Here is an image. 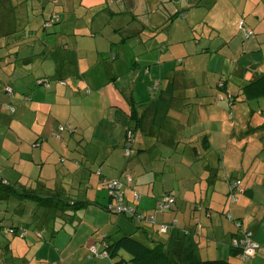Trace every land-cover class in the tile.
<instances>
[{"label":"crops","instance_id":"1","mask_svg":"<svg viewBox=\"0 0 264 264\" xmlns=\"http://www.w3.org/2000/svg\"><path fill=\"white\" fill-rule=\"evenodd\" d=\"M217 2L0 0V132L3 137L0 145L4 144L7 137H12L17 141L15 150L19 152L17 162L3 160V165L8 168V176L3 178L18 187L21 184L31 187L40 183L41 189H58L65 196L87 202V206L75 212L45 221L48 218L42 220L36 214L33 215L34 203L27 198L3 201L0 215L8 219L6 224L27 229L24 238L6 236L3 240L5 250L11 249L12 245L16 246L10 253V257L18 260L13 264H75L79 259H86L75 257L65 249L73 243L72 237L81 224H84L81 238H84L86 232L87 239H95L97 249L101 247L97 243L103 235L117 238L131 234L148 247L158 243L170 253L173 262L194 264L198 260L225 259L230 264H264L262 221L252 228V239L258 242L259 247L245 260L241 259L240 250L230 246L235 236L234 229L227 230L228 226H225L222 217L220 224L215 225L221 226V233L215 232V226L212 225L214 212L222 213L226 210L227 214L231 208L230 214L241 221L248 215L245 204L232 208L227 204V197L225 202H219L220 195L226 191V187L221 186L225 178L227 186L235 178L239 179L240 190L236 192L249 197L254 203H249V206H255L260 220L264 217V198L259 200L254 196L259 176H264V83H252L264 74V0H223L224 9L220 12L217 11ZM161 5H165V8H160ZM148 6L149 11L146 10ZM55 12L59 21L45 30L44 20ZM113 17L117 27L111 23ZM154 18L161 19L156 24L159 28L154 24H149V27L158 30L166 23L175 22V18L186 20L187 24L182 30L187 37L182 34L183 39L177 41L184 50L192 48L195 52L212 54L221 52V48L225 47L226 53H230L229 61L223 62L225 69L221 72V78L216 79L219 80L218 84L224 83L227 97L229 100L231 97L233 105L239 101L247 108L250 107V117L245 121L247 131L260 129L255 135L258 141L251 148V155L246 154L250 138H238L239 143H242L243 159L240 158L234 167H225V153L233 141L232 135L245 133L240 132L237 122L229 124L227 119L230 118L225 112L218 119L215 116L212 120L211 107L207 106L206 118L211 125H202L198 120L193 124L189 121L190 115L185 107L183 110L180 104H172L182 100L197 101L193 94H176L174 88L179 86L176 84L179 74L172 72L175 71L173 67L164 69L166 61L170 60L162 58L163 52H170L169 31L162 41L150 42L142 58L131 48L128 55H119L121 36L117 28L123 27L125 31L127 24L129 26L136 20L150 23ZM201 20L206 29L203 38L204 31H195ZM218 31L221 34L215 39ZM136 32H139L137 26L130 27L128 36L132 37ZM85 38L93 40L86 45L82 41ZM203 39H208L206 44H203ZM77 40H81V43ZM103 42L107 43L106 46L101 45ZM241 57L245 58L246 63L240 62ZM99 63L103 64L100 67L108 68L106 72L108 76L112 75L113 84L116 85L114 80L122 73L115 70L120 63L125 64L126 71H133V80L138 83L131 88L133 82L130 81L128 89H124L125 100L130 102L128 107L114 103L113 106H117L115 110L97 113L93 117L83 112V107L84 102L88 106L98 102L91 103L86 93L102 86L99 79L93 81L89 75V70H99ZM152 65L157 66L158 75L153 81L155 88H158L155 97L171 100L166 110L142 105L153 98L152 89L155 88L150 87L152 79L140 78L138 72L144 70L148 74ZM56 80H63L66 84L60 85ZM48 83L50 86H47ZM89 86L92 90L87 89ZM7 87H12V91L7 93ZM128 90L130 96H126ZM134 91L137 92L138 100L133 96ZM260 101H263V107L258 111L259 119L254 122L255 108ZM208 104L210 106L212 101ZM94 105L91 107L95 108ZM11 107L13 111H10ZM141 115L146 116V126L139 125V130H136V156L128 157V161L117 169L116 163L109 160L111 150L107 146L112 144L110 139L116 137V130L120 126L122 139L125 128L135 124V119ZM106 121L109 126L105 124ZM60 124H66L68 128L58 130ZM243 124L241 120L240 125ZM223 129L230 130L228 138L222 140L224 144H217V134L225 135ZM201 130L203 136L200 139L197 132ZM95 141L101 144L100 148H96ZM214 146H217L220 154L216 164L210 160L211 155L205 159ZM90 147L96 149L93 157L89 152ZM99 149L104 150L102 155ZM244 155L248 157L246 160ZM63 156L67 157L65 159L68 163L59 164L58 160L61 157L63 161ZM17 164L22 168H17ZM95 167V172H92L91 169ZM127 175L132 178L130 183L125 182ZM115 178L123 179L122 188L129 195L126 202L135 206L142 216L153 219L152 222L142 219V222L153 227L151 234L144 232V229L126 232L123 219H118V225L117 218L113 222L112 214L107 212L110 211L107 208L109 199L104 200L99 195L100 189L97 186L98 183L103 186L107 179ZM261 186L264 189V181ZM77 191H85V196L76 194ZM135 192L140 196L137 201H133ZM166 193H172L174 202L169 209L161 211L157 206ZM90 207L96 208V214L104 217L88 215L90 220L87 221L85 214ZM208 218L211 219V225L207 224ZM37 225L42 230L41 237L37 236ZM164 225L165 231L161 229ZM154 228L163 234L158 240L152 237ZM36 244L44 248L38 255L29 250ZM94 262L97 263V260Z\"/></svg>","mask_w":264,"mask_h":264},{"label":"rangeland","instance_id":"2","mask_svg":"<svg viewBox=\"0 0 264 264\" xmlns=\"http://www.w3.org/2000/svg\"><path fill=\"white\" fill-rule=\"evenodd\" d=\"M216 6L218 8V10H217L218 12L223 10L224 9L223 0H218ZM149 7L150 6H148L146 8L147 11H149ZM160 8H165V5H161ZM146 17L147 16L145 15V18ZM175 19H176L175 22L172 21L171 23H166L167 25L164 24L163 25L164 28L161 27L159 30H158L159 27L156 24H159V22H161V19H156V18L151 20L150 23H146V22L136 20L135 23H132L129 26L127 24L125 26V31H124L123 27L117 28V32L121 36V39H120L121 45H120V49H119V50H121V52L119 53V55L123 56V57L128 55V50L131 48L138 54V56H140V58H142V56L146 52V46L150 42H156L157 40H158V42L162 41L165 38L164 37L165 33H168V31H169L170 37H168V38H169V43H170L169 44V51L170 52L168 54H165L166 51L163 52L164 55L162 56V58H166V59H168V60L170 59V60L166 61V63L164 64V69L173 67V68H175V71H172V72L179 74L178 78L176 79V84L179 86L174 88V91L176 92V94H182V95L193 94L195 100L197 101V102H193V101L182 100L180 103L178 101H175L172 104H174L175 106L180 104V108H182L183 110H185L184 109V107H185L187 114L190 115L189 121L193 124L195 123L196 120H198L199 122H201L202 125H205V126L211 125L209 119L206 118L207 117V114H206L207 113V106L211 107L210 117L212 118V120L214 119L215 116H217V119H218L221 116V114H224V112H225V115H227V113H228V118H230V120L227 119L229 124H235V122H237L236 126L240 127V132L245 131V133L241 134V133L237 132V134H233L232 135L233 141L231 142L229 147L226 149V153H225V157H226L225 158V160H226L225 167L226 168H229L230 166L234 167L235 164H237L239 162L240 158L243 159L242 143H239L238 138H245V139L250 138V144L248 145L246 154L251 155V153H252L251 148L258 141L257 136H255V135L257 134V132L260 129L259 128L254 129L252 132L247 131L248 127H247V124L245 121L248 120L250 117V113L248 112V110H249L248 108H250V107L248 106V108H247L243 103H241L239 101H237L235 103V105H233L231 103V101H229L226 92H224V90H222V88L219 87V84H218L219 80L216 78H219V79L221 78L220 77L221 72H224V69H225L223 67V62L229 61L230 53H226L225 47L221 48V52H214L212 54L204 53V52H202V53L195 52L192 50V48H190L188 50H184L183 46L178 44L177 41H180V39H183L182 34L185 35V33H183L182 29L187 23H186V20H184V19H178V18H175ZM110 20H111V23L115 27H117L115 25V22H114L115 17L111 18ZM149 24L150 25L154 24L158 28H150ZM144 25H146L147 27L144 28ZM133 26H137L139 28V32H136V33H134L136 35L129 37L128 35L130 33V27H133ZM197 26H198V28L195 29V31L196 32L204 31L205 33L202 35V38L205 37L206 36V29L202 23V20L197 23ZM222 26L224 27V23L222 24ZM220 32L221 31H218L216 33L215 39L219 38L218 35ZM92 40H93V38H85L82 41H84L83 44L88 45L87 43H91ZM207 41H208V39L202 40L203 44H206ZM77 42L80 44L81 40H77ZM106 44H107L106 42H103L101 45L106 46ZM159 45H161V43H159ZM186 54H188V55H186ZM172 57H174L175 59H171ZM181 57H182V61H183L182 63H180ZM225 57H226V59H225ZM239 60L241 63L242 62L246 63L244 57H241V59H239ZM101 65H103V64L99 63V65H97V68L99 69L97 71L96 70L94 71L92 69L89 70V75L93 81H97L99 79L101 81L102 86L100 88L94 89V91H91L90 93H86V96H87V98H89L88 100L91 103H93L95 101H98V102L94 103V104H96V106L94 104H92L95 106V108H92L91 107L92 105L88 106L86 104V102H84L85 107H83V112L88 113V115H91L93 117L97 113H99V114L108 113L110 110H115L117 108V106L114 107L113 106L114 103H117V104L121 103V104H124V106L128 107L130 102L125 100L124 89L125 90L128 89V84H130V81L133 82L132 83L133 86L131 88H134V86L137 85V83H138V82H135V80H133V75H134L133 71H131V72L126 71L125 70V64L121 65V63H120V64H118V67H117L118 69H115V70L116 71L119 70L122 73L119 76V78L114 80L116 82V85H115L111 81L112 75L108 76V73L106 72L108 70V68H102V67H100ZM156 67H157L156 65H152L151 66L152 70L148 74H147V71H144V70H141L138 72V76L140 78L152 79V80H150L151 81L150 87H154V88H155V86H154L155 84L153 81L155 80V77L158 76L156 74ZM206 68H208V71L205 72ZM159 71L160 70L158 69V72ZM62 81L58 80L57 83L58 84L60 83V85H63ZM48 85H49V83H48ZM87 89L92 90V87L89 86V87H87ZM157 89H158L157 87L155 89H152L153 90L152 91V97L155 96ZM129 92L130 91L128 90L126 93V96H130ZM133 94H134L133 96L135 97V100H138L137 99V97H138L137 92L134 91ZM196 94H199L202 97L200 98V96H196ZM233 99L235 100V98H233ZM209 101H212V104H210V106L208 104ZM262 107H263V101H260L255 108L256 109V113H255L256 117H254V119H253L254 122H257V120L259 119L260 112H258V111ZM205 111H206V113H205ZM118 112L120 113V110ZM241 120L244 121L243 125H240ZM105 124L107 126L110 125L108 123V121H106ZM84 126L86 128V125H84ZM217 127H218V125H217ZM195 128H197V126H195ZM125 131H126V128H125ZM223 131L225 132V135L219 136V133L218 134L216 133L217 137H216L215 143L220 144L222 142V140L223 141H225L224 139L227 140V138H228L227 135L229 134L230 130L226 131V129H223ZM1 134L2 133L0 132V144L2 143V138H3ZM197 134L201 139V137L203 136V130L198 131ZM121 136H122V126H120L119 129L116 130V137L110 139L112 144L110 146H107L111 150V155L109 156V160L114 162L113 164L116 163L115 165H117V169H118L119 165H121V164L123 165L129 159L124 154L125 153L124 145L126 144L125 134L123 133L122 139H121ZM195 136H197V135H195ZM3 143H4L3 145H0V170L3 171V174L1 171H0V174L3 177H6V176H8V174H7L8 168L3 165V160H6L9 163L17 162L19 152L17 149L15 150V146H17V141L15 139L13 140L12 137H7ZM133 143L134 142H131V146L133 145ZM187 143L189 145L188 140H187ZM222 143L224 144V142H222ZM95 144H97L96 148L101 147V144L98 141L97 142L95 141ZM216 147L217 146H214V148L207 154V156H205V159H209L208 156L211 155L210 160L214 164L217 163V156H220V154H218V149ZM94 148L95 147H90V149H89L91 157H93V154L96 153V149L94 150ZM99 150H100V155H102L104 153V150L103 149H99ZM131 155L136 156V152L132 151ZM5 157H8V159H6ZM62 158H63V161L61 160V157L59 158V160H58L59 164L68 163V160L65 159L67 157L63 156ZM246 158H248L247 155H244V160H246ZM16 166H17V168H22L18 164ZM240 166H241V163H240ZM91 170H92V172H95L96 167H95V169H91ZM220 176L221 177L223 176L222 171L220 173ZM67 177L69 178V174L67 175ZM10 179L12 180V177H10ZM135 179H136V175H135ZM121 180H123V179H121ZM235 180H237V179L235 178ZM263 181H264V176H259V179L257 181L259 183V185H256L255 190H254V196L257 197V199H259V200H263V198H264V189L261 186V183H263ZM221 186H225L226 191L223 194L220 193L221 195H220L219 202H221V203H222V201L225 202L226 197H227V204L232 206V208H239V206H242L243 204H245L247 206L248 215H246V217L241 221L239 218H236L235 216L233 217L230 214L231 208L227 210V214L225 212L226 210L223 211L222 213L221 212H214L212 214V225L215 226L217 224H220V218L222 217L224 219L225 226H228L227 230H230L233 228L234 229L233 232H235L234 235L239 239L245 238V236L247 234V229L252 231V234H250V237L254 236V232H253L252 228L259 221H262V227L264 228V217L260 220L259 215L256 213V210L254 209L255 206H253L252 208L249 206V203L254 204L251 202L249 197L242 196V195H244L243 193L236 192V193H234V195H233L234 199L232 200V198L230 197L231 193H227L229 190V187L227 186V178H225V180L222 181ZM97 187H98V189H100L99 195H101L104 198V200L108 201L109 192H108V188L106 186V183L104 182L103 186L100 183H98ZM1 188H2V186L0 185V192H1ZM238 189L240 190V188H238ZM90 191L91 190H89V192ZM76 194H80V196L84 197L85 191L84 192L77 191ZM127 197H129V195L126 193L125 198L127 199ZM2 200L3 199H1V195H0V213L2 212V209H3V205H2L3 201ZM96 211H97L96 208L90 207L85 214L86 220L87 221L90 220L88 215L91 217H96V218L97 217L98 218L104 217V216L97 215ZM104 212H105V210H104ZM107 212L112 214L111 218H112L113 222H115V220L117 218L116 225H118L117 224L118 219H123L125 221L123 223H124L125 228L127 229L126 232H134V231H138V230H142V229H144V232H147L148 234H151L150 232H152L153 227L150 224H145L144 222H142V220H136L135 221L125 213H119L118 214V213L112 212V211H107ZM79 214L82 215V212H80ZM229 214H230V216H229ZM0 222L5 224L6 222H8V219H6L0 215ZM207 224L211 225V219L208 218ZM105 225H106V223H105ZM137 226L141 227V229L138 228ZM145 226H148V227H145ZM159 227H160V225H159ZM83 229H84V224H81L77 228L76 234L72 237L73 243L71 245H68L65 247V249H68L69 252H72L75 255V257H81L82 256V257L86 258L83 260L79 259V262H76L75 264H112L114 260L119 258L118 256H116L115 258H111L109 255H96L90 259H87V258H89L88 257V252H89L88 247L92 246L96 241L93 238L87 239L86 238V232H85L84 238H81V231ZM130 230H132V231H130ZM60 231H62V230H60ZM154 231H155V233H153V236H152L154 239H157L160 237V235H163V234H159L157 232V229H155V228H154ZM215 232L221 233L222 232L221 226H215ZM33 233L35 234V232H33ZM34 236L36 238H38L36 235H34ZM3 240H5V236L1 235L0 236V264H11V263L13 264L14 262H18L16 257H10L11 251L13 249H15L16 246L12 245L11 249L5 250ZM65 240H67V238ZM60 244H63V243H60ZM151 244H152V242H151ZM97 246L100 247L101 243L98 242ZM29 250H30V253H36L38 255V254L43 252L44 248H42V246L39 247V244H36L33 247H31ZM120 254L126 258H129V255L126 253H123V251H121ZM23 255L26 256V254H23ZM96 260H97V263L94 262ZM127 264H132V262H127Z\"/></svg>","mask_w":264,"mask_h":264},{"label":"trees","instance_id":"3","mask_svg":"<svg viewBox=\"0 0 264 264\" xmlns=\"http://www.w3.org/2000/svg\"><path fill=\"white\" fill-rule=\"evenodd\" d=\"M59 21V16L57 12L51 14L48 18H46L43 22V27L45 30L48 27H51L55 25ZM257 84H262L264 83V74L260 75L257 77V79L252 82ZM64 84H66L65 81ZM63 84V85H64ZM222 84V85H221ZM224 83H219V87L226 91L225 88L223 87ZM48 85V84H47ZM9 89V91H7ZM6 91L7 93L12 91V87H7ZM263 91H264V86H263ZM168 101V102H166ZM231 101V97L230 100ZM171 100H165L164 98L160 97H153L151 100L142 103V105L150 108H154L155 106L157 107H162L164 110H166L170 106ZM10 111H13V108L11 107ZM145 122H146V116H139L135 119V124L133 125H128L126 127L125 131V140L127 141V133L130 132V140L135 143V137H136V130H139V125L140 127H145ZM62 127V128H60ZM58 130H63L65 128H68V125L66 124H60L58 125ZM134 143L131 146V151H135L134 149ZM127 144L124 145V149L126 147H129ZM125 154V153H124ZM130 156V155H129ZM126 156V157H129ZM2 177V178H1ZM3 179V180H2ZM108 181V179L105 181V183ZM5 182V183H4ZM123 182V181H122ZM126 182V181H125ZM127 183V182H126ZM130 183V182H129ZM27 185V183H25ZM239 184L233 185V182L229 183V190L227 193H231L230 197L232 200L234 199V193L236 190H239ZM0 185L2 186L1 188V199L2 201H6L9 198H14V199H24L27 198L28 201L30 200L31 202L34 203V208L33 211L36 216L41 218L42 220L46 219L45 221H51L54 220L56 217L63 216L65 214L75 212L79 208H82L84 206H87L86 201H81L77 199H72L68 196H65L63 191H60L58 189H41L39 187L40 183H35L34 186L28 187L23 184H21V187H18L14 183H10L3 176L0 175ZM123 187V185H122ZM47 189V190H46ZM123 192L124 189L122 188ZM137 193V192H135ZM138 194V193H137ZM134 195V194H133ZM139 195V194H138ZM164 195V194H163ZM125 196V193H124ZM233 196V197H232ZM140 199V196L138 199H134L133 201H137ZM110 201V197H109ZM109 203V202H108ZM125 203L126 198H125ZM128 204V203H127ZM129 205V204H128ZM132 206V205H130ZM135 212L138 214L139 212L136 211V207L132 206ZM157 209L164 211L167 210L166 208L161 209L159 206H157ZM110 211L116 212L113 209H108ZM117 213V212H116ZM119 214V213H118ZM126 214V213H125ZM140 214V213H139ZM128 215V214H127ZM130 218L133 220L134 217L128 215ZM230 216V214H229ZM136 221V220H135ZM37 236L39 235L40 237L42 236V230L40 227L37 225L35 226ZM165 231V230H164ZM0 232L2 235L6 236H13L17 238H24L25 233L27 232V229L23 226L17 227L13 225H8V224H0ZM251 232V231H250ZM23 233V236L20 237V234ZM236 236H233V238ZM232 240V239H231ZM101 247L98 248L100 253L105 252L106 254L104 255H109L111 258H115L118 256L119 258L114 260L112 264H127V262H132V264H185L184 262H173L171 260L170 253L167 251L163 250L161 246L157 243L153 247H148L144 244V242H141L134 238L131 234H123L117 238H112L110 235H103L100 239ZM230 246L234 249L237 250L236 247H233L230 243ZM123 251V253H126L129 255V258H126L120 254V252ZM238 251V250H237ZM100 255V254H99ZM88 257L92 258V256L89 255ZM194 264H230L227 260L225 259H210V260H198Z\"/></svg>","mask_w":264,"mask_h":264},{"label":"built area","instance_id":"4","mask_svg":"<svg viewBox=\"0 0 264 264\" xmlns=\"http://www.w3.org/2000/svg\"><path fill=\"white\" fill-rule=\"evenodd\" d=\"M62 84H64V82H62ZM7 91H9V89H7ZM60 128H62V127H60ZM127 137L128 138H127L126 144L129 146L132 142L129 139L130 138V132H128ZM131 152L132 151H131L130 146L125 148V155L126 156L131 155ZM131 180H132V178L130 175H127L125 177V181L127 183L131 182ZM238 183H240L239 179L233 181V184L235 186ZM122 185H123V182L118 178L108 179V181L106 182V186L108 188L109 197H110V201L107 204V208L113 209L117 213H126V214L134 217L135 220L145 219L149 222H152L153 221L152 218L144 217L139 213L137 214L132 206L125 203V196H124V192L122 190ZM133 198L136 200L139 198V195L137 193H134ZM173 202H174V197L172 196V193H166L165 195L162 196L160 202L158 203V206L161 209H164V208L169 209L171 207V205L173 204ZM165 228H166V225L162 226L161 229L164 230ZM250 234H252V233L250 231H247L245 238L239 239L237 237H234L231 240V245L233 247H236L238 251L240 250L239 252L241 253V259L242 260L249 258L252 255L253 251L259 247L258 242L253 240L252 236L250 237ZM21 236H23V233L20 234V237ZM88 251H89L88 252L89 255L92 257L99 255V254L100 255L106 254L105 252L100 253L95 244H93L92 246H89Z\"/></svg>","mask_w":264,"mask_h":264},{"label":"bare ground","instance_id":"5","mask_svg":"<svg viewBox=\"0 0 264 264\" xmlns=\"http://www.w3.org/2000/svg\"><path fill=\"white\" fill-rule=\"evenodd\" d=\"M10 88V87H9ZM13 89V88H12ZM128 134V133H127ZM2 178V177H1ZM3 180V179H2ZM5 183V182H4ZM234 185V184H233Z\"/></svg>","mask_w":264,"mask_h":264}]
</instances>
